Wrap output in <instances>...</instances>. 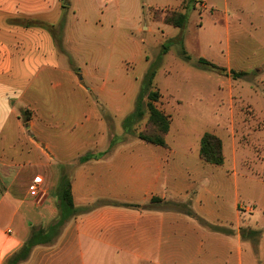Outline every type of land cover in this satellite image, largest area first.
Listing matches in <instances>:
<instances>
[{
	"label": "crops",
	"instance_id": "crops-1",
	"mask_svg": "<svg viewBox=\"0 0 264 264\" xmlns=\"http://www.w3.org/2000/svg\"><path fill=\"white\" fill-rule=\"evenodd\" d=\"M142 1L0 0V264H6L24 246L32 230L47 228L56 219L57 189L64 167L88 152H106L114 139L99 130L86 131V137L92 140L88 144L84 138L74 140L64 134H55L53 139L45 136L46 125L35 107L37 102L55 104L59 109L55 113L61 116H80L87 123L96 119L101 127V95L95 97L94 93L108 88L107 83L99 89L84 83L93 78L87 68L75 71L62 67L59 43L47 28L60 27L66 17L63 47L71 55L73 47L69 44L85 42V29L101 34L102 29L97 27L121 23L126 10L139 11L135 14L139 22ZM185 2L150 0L148 4L151 8H180ZM187 3L185 9L200 7L203 17L209 15L215 27L216 36L202 40L207 49L199 60H220L230 68L254 69L264 64V0ZM89 11L102 13V19L90 21L86 14ZM132 27L129 31H136V21ZM177 29L180 28H172L171 36L178 34ZM223 32L228 43L235 41L226 55L219 46ZM244 36L247 41L242 44ZM71 57L76 65L75 56ZM46 89L49 95L44 98ZM29 91L34 92V102L27 99ZM17 106L32 111L31 134L22 131ZM83 124L80 125L87 129ZM164 150L166 155L158 147L118 144L106 156L77 163L71 174L74 204L90 210L70 219L52 243L36 246L20 264H264V180L249 172L235 171V212L228 215L222 206V174L215 170L212 179H206L207 167L222 165L206 163L201 156L202 162L192 164L185 154L171 147ZM31 152L38 160L33 169L44 175L37 177L51 188L41 206L27 199L30 185L28 193L14 189L20 185L26 169L23 162ZM35 160L33 156L28 163ZM259 185L263 191L254 198L250 191ZM241 200L249 205L245 213L253 217L242 218L238 212ZM109 202L140 208L105 204ZM212 227L223 228L224 232Z\"/></svg>",
	"mask_w": 264,
	"mask_h": 264
},
{
	"label": "rangeland",
	"instance_id": "rangeland-1",
	"mask_svg": "<svg viewBox=\"0 0 264 264\" xmlns=\"http://www.w3.org/2000/svg\"><path fill=\"white\" fill-rule=\"evenodd\" d=\"M149 1L143 0L141 3L139 22L135 17L139 11L126 10L121 23L116 22L113 27H97L98 30L102 29L101 34L98 31L89 32L90 29H85L88 32L85 42L69 44L73 47L71 55L67 54L63 41L61 42L62 67H69L75 71L78 68L89 69L93 78H87L84 83H89L96 89H99L103 83H107L106 91L97 90L94 93L95 97L101 95V106L98 108L102 112L101 118L104 125L100 127L96 119L87 123L81 120L80 116L70 117L71 114L61 116L55 113L59 112L55 104L42 105L37 102L35 107L41 114L42 124L46 125L45 136L53 139L55 134H64L74 140L84 138L86 139L84 142L88 144L92 140L86 137V131L96 133L99 130L104 134H110L115 139L118 138L119 144H125L128 147H158L164 155H166L164 148L171 147L179 154H185L188 161L193 164L202 162L199 155L201 138L205 133H212L222 141L225 161L221 167H207L206 179L211 180L215 170L222 174V206L228 215H233L235 171L249 172L264 180V64L254 69L233 66L230 68L220 60L210 61L225 69L227 73L203 67L199 63V58L204 55V48H207L203 46L202 40L206 36L208 38L216 36L215 27L210 23L209 15L203 17L200 7L195 6L196 10L192 7L185 9L184 7L188 5L187 0L180 8H151ZM172 11L188 14L185 28L177 29L178 34L175 37L171 36L173 27L165 23V19ZM86 14L92 22H97L103 17L102 13L96 14L93 11ZM82 20L81 17L80 21ZM66 21V17L61 20L64 32ZM135 21L136 31H129ZM55 28V35L59 38L63 33L61 34L60 27ZM132 29L133 27L130 30ZM222 29L225 30V28ZM47 30L52 35L50 28ZM113 38L117 39V42H111ZM219 38L220 52L226 55L230 47L235 46V41L228 43L224 32ZM244 38L245 42L242 44L247 41L246 36ZM71 56L73 58L75 56L76 65ZM124 61H127L126 64ZM151 66L157 67L154 90H158L161 94V99L156 105L171 121L170 133L168 132L165 137L167 143L165 147L140 139V134L158 135L157 129L150 122L147 96L141 103L143 115L136 117L131 125L124 124L135 112L142 82ZM231 71L246 72L248 76L234 79L233 75L229 74ZM43 91V97L46 98L49 92L47 89ZM32 92L29 91L27 99L34 102ZM57 108H60L59 103ZM15 111L22 119V131L31 134L32 128L29 121L33 119L32 111L24 107L20 109L18 107ZM81 123H84L87 129L83 128ZM28 126L30 129H27ZM34 154L36 153L29 154L31 160L33 156L36 159L33 163L32 161L28 163L29 158L23 162L26 169L21 178L24 180L20 179V185L15 187V190L22 189L28 193L30 183L37 175H41L38 169H33L38 161L37 155ZM25 155L23 156L26 157ZM87 155L96 156L97 154L88 152ZM47 157L51 162L52 155ZM77 163L79 159L72 165L65 166L62 177L71 180L72 171ZM41 176L44 177L43 174ZM230 184H232V193H230ZM42 187L38 198H27L36 206H41L50 195L51 188L47 181L43 182ZM239 189L243 193L242 184L239 185ZM262 189V185L252 187L251 196L259 198ZM59 192L60 188L57 189V193ZM240 205L238 212L243 219L254 216L245 213V208L249 205L244 200H241ZM254 205L256 204H251L252 207ZM220 231L224 232V229ZM242 233L246 234L244 231Z\"/></svg>",
	"mask_w": 264,
	"mask_h": 264
},
{
	"label": "trees",
	"instance_id": "trees-1",
	"mask_svg": "<svg viewBox=\"0 0 264 264\" xmlns=\"http://www.w3.org/2000/svg\"><path fill=\"white\" fill-rule=\"evenodd\" d=\"M68 0H66L67 2ZM66 6H64L65 8ZM192 7V6H191ZM189 9V7H187ZM193 8V7H192ZM188 21V14L187 13H179L176 11H172L170 16H168L165 19V23L169 24L170 26L176 27L183 29L185 28L186 24ZM64 25L62 24L60 26L61 29V34H64ZM55 27H50L51 32L53 35H55ZM63 34L60 35L58 38L56 35L55 37L57 38V42L59 43V48L61 51H63V47L61 46V42L63 41ZM60 39V40H58ZM182 40V37H180ZM199 63L206 68L212 69V70H217L221 72H226L225 69L220 68L219 66L211 63L210 61L201 58L199 60ZM156 66H151V68L148 70V72L145 75V78L142 82L141 85V91L139 94V100L137 107L135 108V112L132 113L127 120L125 121V126L131 125L134 123L136 117H140L143 115L142 113V107L141 103L144 97H148L149 102H148V109L150 112V122L155 126V128L158 131V135L156 136H149L146 134H140V139L153 144V145H158V146H167L166 143V135L168 134L170 130V125L171 121L170 118L164 114L158 107L157 103L161 99V94L158 90H154V80L156 77ZM229 74L233 75L234 79H240L243 77L248 76L246 72H234L231 71ZM119 139H113L109 149L96 156H82L79 158V163H85L87 161H90L92 159H96L98 157H103L108 154H110L113 150L114 147H116L119 144ZM200 156L203 161L209 164L221 166L224 164L225 158L223 155V145L222 141L220 138H218L216 135L212 133H205L203 137L201 138L200 141ZM60 192L57 193V211L58 215L56 219L51 222L47 228H40V229H34L32 230L30 238L26 241L24 246L11 258L7 260L6 264H20L24 261H26L30 255L32 250L38 246V245H44V244H50L52 243L60 234L61 230L63 229L64 225L72 218L77 216L80 212H87L90 210V208H77L74 204L73 200V193H72V181L71 180H66V177H62L60 181ZM109 205H114V206H122V207H130V208H140L139 205L135 204H121L118 202H109L105 203ZM187 214L195 217V214L191 212V210H187ZM215 230H222L220 227H212Z\"/></svg>",
	"mask_w": 264,
	"mask_h": 264
},
{
	"label": "built area",
	"instance_id": "built-area-1",
	"mask_svg": "<svg viewBox=\"0 0 264 264\" xmlns=\"http://www.w3.org/2000/svg\"><path fill=\"white\" fill-rule=\"evenodd\" d=\"M43 186V180L40 177L34 178L32 183L29 186V195L31 199H36L40 196L42 187Z\"/></svg>",
	"mask_w": 264,
	"mask_h": 264
}]
</instances>
